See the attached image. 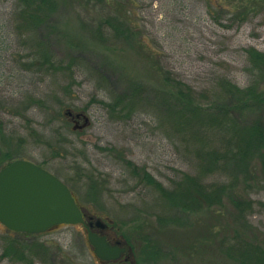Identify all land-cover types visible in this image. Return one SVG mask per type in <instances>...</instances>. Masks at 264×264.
Here are the masks:
<instances>
[{
  "label": "rangeland",
  "instance_id": "obj_1",
  "mask_svg": "<svg viewBox=\"0 0 264 264\" xmlns=\"http://www.w3.org/2000/svg\"><path fill=\"white\" fill-rule=\"evenodd\" d=\"M13 5L0 0V155L14 152L13 161H30L67 185L84 212L122 241L132 264H250L234 252L244 241L264 240V179L252 190L253 206L242 221L228 204L171 214L126 161L166 188L193 171L161 116L159 100L167 103L171 88L160 67L197 91L222 79L241 89L254 80L264 89V75L252 70L246 54L264 53V15L217 21L220 9H232L227 0H118L105 8L114 29L98 33L92 6L60 0L47 25L26 34ZM39 42L55 58L56 72L61 61L60 73L31 64ZM136 86L145 88L139 97L145 102L131 113L116 118L101 104L109 92L126 97ZM67 110L85 114L89 125L73 130ZM7 231L0 224V264H105L81 225L35 236ZM10 242L23 258L3 256Z\"/></svg>",
  "mask_w": 264,
  "mask_h": 264
},
{
  "label": "trees",
  "instance_id": "obj_2",
  "mask_svg": "<svg viewBox=\"0 0 264 264\" xmlns=\"http://www.w3.org/2000/svg\"><path fill=\"white\" fill-rule=\"evenodd\" d=\"M83 1L85 6L90 5L97 11L98 33L106 32L108 25L112 27L111 16L108 12L105 13V8L118 0ZM227 1L232 9H220L216 17L214 16L217 21L225 15H230L233 22H241L249 14L264 15V0ZM59 4L60 0H14L13 11L20 23L19 27L26 30V34H31L40 26L47 25ZM212 7L213 5L208 4L211 15ZM116 31L124 35L118 28ZM30 42L28 40V43ZM38 45L40 47L33 52V66L43 70L44 66L49 65L53 74L60 71L59 66L64 68L61 61L56 60V72L55 58L47 53L42 43L39 42ZM246 54L252 70L264 75V53L248 49ZM160 68L165 83L171 88L169 95L167 94V103L163 99L159 100L160 105L165 106V115L161 116L170 123L173 132L177 134L176 137L181 142L193 171L182 175L171 187L166 188L145 169L136 167L130 161H126V165L131 167L133 176L160 193L167 212L172 211L171 214L178 212L184 215L228 204L235 216L242 221L241 218L246 217L253 206L250 199L252 190L259 180L264 179V89H260L254 80L241 89L222 79L219 85L205 91H197L177 80L163 67ZM144 92L146 91L143 86H136L126 97H122L125 93L119 96L109 92V101H103L101 104L109 114L121 118L122 114L134 110L135 105L142 100L139 97ZM157 94L158 91H155L154 95ZM250 116L253 118L247 122L246 119ZM7 153L0 155V169L9 165L16 156L14 152ZM7 232L25 234L9 230ZM242 243L243 248L234 252L239 255L237 259L246 257L250 264H264V240L254 238ZM9 245L10 248L5 250L3 256L12 254L20 259L24 257L13 242Z\"/></svg>",
  "mask_w": 264,
  "mask_h": 264
},
{
  "label": "water",
  "instance_id": "obj_3",
  "mask_svg": "<svg viewBox=\"0 0 264 264\" xmlns=\"http://www.w3.org/2000/svg\"><path fill=\"white\" fill-rule=\"evenodd\" d=\"M65 114L72 119H82L78 130L89 125L83 113L72 114L67 110ZM84 213L69 188L34 163L14 160L0 170V224L7 230L40 234L59 225H83L88 229ZM94 225L102 228L104 223L96 220ZM87 241L100 261H116L125 251L124 247L110 246L103 236L92 231H87Z\"/></svg>",
  "mask_w": 264,
  "mask_h": 264
},
{
  "label": "flooded vegetation",
  "instance_id": "obj_4",
  "mask_svg": "<svg viewBox=\"0 0 264 264\" xmlns=\"http://www.w3.org/2000/svg\"><path fill=\"white\" fill-rule=\"evenodd\" d=\"M70 120L73 123V128L76 127L78 129V126L81 125L82 119H77V118H70ZM74 196V195H73ZM85 214V225L87 226L88 229H85V231H92L96 233L98 236H103L107 243L110 246H118V247H124L125 251L120 255L119 259L116 261H111V262H101L105 264H129L130 263V256L127 254V249L122 243V241L118 240L117 237L113 234L112 231L108 230L107 225H104L102 228H96L95 227V219L91 216H88L86 213ZM92 224L90 226L89 224ZM84 227V226H83Z\"/></svg>",
  "mask_w": 264,
  "mask_h": 264
}]
</instances>
